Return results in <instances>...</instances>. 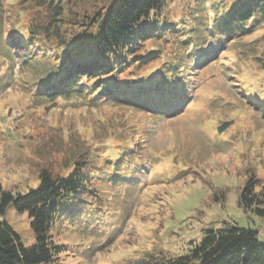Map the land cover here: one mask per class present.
<instances>
[{
    "label": "trees",
    "instance_id": "1",
    "mask_svg": "<svg viewBox=\"0 0 264 264\" xmlns=\"http://www.w3.org/2000/svg\"><path fill=\"white\" fill-rule=\"evenodd\" d=\"M172 1L16 0L14 5L0 0V89L15 83L13 63L17 62V78L32 86V101L36 105L49 104L46 110L59 99H80L94 108L110 104L133 111L147 110L159 119L180 114L189 100L182 88L183 80L178 77L186 67L189 69L191 56L185 55L184 50L203 47L206 41H214L218 47L219 41H223L225 46L231 39L249 36L263 25L264 0H184L181 16L176 17L180 23L170 20ZM27 13L30 19L23 21ZM209 13L214 16L212 22ZM164 36L173 37L172 44L178 47L181 60L171 54L172 63L161 66L159 76L154 78L148 69L160 60L159 54L168 41L158 46L160 50L149 45L158 44ZM255 48L256 45H250L248 49L254 53ZM253 62L264 71V51ZM146 73L152 78L143 76ZM124 74L125 79L121 78ZM260 82L264 83V77ZM255 106L263 112L264 99L255 102ZM125 124L110 128L119 148L113 157H103V149L87 148L53 163L57 144L48 149L44 145L51 135L39 134L31 139V153L34 147L44 145L39 154L32 153V163L38 161L37 166L30 164L37 173V187L25 194L0 188V264H67L69 259L88 260L92 243L77 253L83 245L74 246L70 236L78 229L86 239L101 236L99 232L108 224L104 213L110 212L108 202L112 198L103 186L114 190L118 186L120 193L119 189L129 192L135 184L144 186L140 182L146 169L140 160L147 154L142 142L148 133L147 123ZM187 168L185 165L178 176L186 175ZM62 169L67 173H62ZM245 172L238 206L264 218V182L250 169ZM200 180L213 191V202L225 203L223 188L215 187L201 174ZM169 183L172 182L164 184ZM127 201L109 207L122 218L113 217L116 219L109 230L112 236L104 237L107 245L123 231L130 217V210L125 208ZM10 206L19 213H27L35 236L32 246L25 247L20 235L2 218ZM169 210L168 203H161L157 209L161 215ZM163 226L153 229L154 235L158 233L162 239L165 235L159 231ZM129 236L134 245L140 238L137 233ZM158 236L149 238L151 251L132 255L120 264H264V244L258 239V231L236 224L224 222L204 230L202 240L186 244L181 254L154 247Z\"/></svg>",
    "mask_w": 264,
    "mask_h": 264
},
{
    "label": "rangeland",
    "instance_id": "2",
    "mask_svg": "<svg viewBox=\"0 0 264 264\" xmlns=\"http://www.w3.org/2000/svg\"><path fill=\"white\" fill-rule=\"evenodd\" d=\"M4 1L14 2V5L16 2ZM184 2L172 1L170 20H178L176 17L181 16ZM209 18L212 22V13ZM29 19L30 13H27L23 21ZM7 31L6 27L5 37ZM165 40L168 41L166 45ZM172 41L173 37L164 36L158 44L149 45L157 50L161 49L158 46L165 45L159 54L160 60L148 69L154 78L159 76L161 66L172 63L171 54L181 60L180 51ZM219 42V47L214 41H206L203 47L184 50L185 55L191 56L189 69L186 67L184 74L178 77L183 80L182 88L189 100L180 114L163 115L161 119L153 117L147 110H123L110 104L94 108L80 99H59L53 108L46 110L49 104L36 105L32 101V86L17 78L20 64L13 63L15 83L5 90L0 89V188L3 191L25 194L37 187V173L31 165L37 166L39 162L32 163V153L39 154L44 145L48 149L57 144L52 154L53 163L87 148L103 149V157H113L119 148L110 128H116L118 124L122 126L123 122L147 123L148 133L142 140L147 154L140 160L146 169L140 182L144 186L140 188L132 182L135 185L129 192L119 189L120 193L118 186L114 190L101 185L112 197L108 202L110 212L104 213L108 224L99 232L101 236L95 235L91 239L80 236L79 229L76 230L70 236V242L74 246L83 245L77 253L92 243L90 248L87 246L89 257L81 262L69 259L67 264H120L132 255L149 252L152 250L149 238L158 236V233L154 235L153 229L160 225L162 228L163 222L164 228L159 232L165 237L158 236L153 246L169 254H181L182 247L187 248L186 244L202 240L204 230L219 227L224 222L258 231V239L264 244V218L246 213L238 206L239 192L247 177L246 169L264 182V110L259 112L255 106V102L264 99V83L260 82L264 71L253 62L254 57L264 51V22L247 37L231 39L225 46L223 41ZM238 43L243 46H235ZM250 45H256L254 53H250ZM125 74L121 78L125 79ZM224 122L231 124L218 135V126ZM48 133L51 136L46 144L34 147L31 153L28 148L31 139ZM185 165L188 166L186 175L178 176ZM63 170L62 173H67ZM200 174L215 187L225 190V203L211 200L213 191L201 182ZM166 181L172 183L165 185ZM159 182L161 184L156 188L151 187ZM124 199H128L125 208L130 210V217L124 223L123 231L107 245L104 237L111 235L110 223L116 219L113 217L122 218L111 208ZM161 203H168L170 210L167 214L161 215L157 211ZM2 218L20 235L25 247L35 243L27 213H19L10 206ZM64 233L68 235L66 228ZM131 233L140 236L135 245L130 243Z\"/></svg>",
    "mask_w": 264,
    "mask_h": 264
},
{
    "label": "water",
    "instance_id": "3",
    "mask_svg": "<svg viewBox=\"0 0 264 264\" xmlns=\"http://www.w3.org/2000/svg\"><path fill=\"white\" fill-rule=\"evenodd\" d=\"M230 122L224 123L220 128H219V132H223L225 129H227V127L230 125Z\"/></svg>",
    "mask_w": 264,
    "mask_h": 264
}]
</instances>
